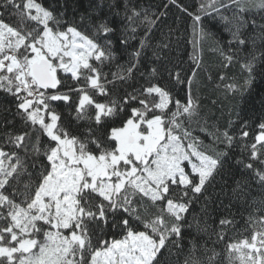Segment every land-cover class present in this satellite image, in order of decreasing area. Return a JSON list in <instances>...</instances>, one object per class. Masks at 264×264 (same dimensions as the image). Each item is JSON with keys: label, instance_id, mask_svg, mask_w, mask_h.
I'll return each mask as SVG.
<instances>
[{"label": "snow or ice", "instance_id": "6c2138e0", "mask_svg": "<svg viewBox=\"0 0 264 264\" xmlns=\"http://www.w3.org/2000/svg\"><path fill=\"white\" fill-rule=\"evenodd\" d=\"M169 2L192 19L193 29L204 31V17L218 16L229 31L235 47L221 53L225 65L242 60L243 75L232 83L220 77L225 97L243 98L264 82V24L225 16L228 0H165L164 11L139 0H95L87 16L72 20L53 3L0 0V264H166L185 214L210 199L208 189L230 165L264 187V113L254 121L230 114L224 129L212 133L213 144L223 147L211 154L181 125L199 106L190 91L178 98L175 90L190 89L196 73L178 60ZM105 8L121 19H110ZM251 8L264 11V0L245 10ZM125 53L127 62L117 63ZM111 65L120 71L109 79L103 69ZM137 76L142 83L134 82ZM117 81L132 91L120 88L123 95L113 98L108 86ZM89 88L109 102H97ZM57 102L72 120L87 121L84 133L71 130ZM133 126L139 139L125 135ZM233 148L241 156L233 157ZM247 184L233 179V194H244ZM145 199L160 207L147 222L137 208ZM233 223L221 218L217 238ZM226 248L239 253L240 264H264V231ZM209 251L206 264H215L218 254Z\"/></svg>", "mask_w": 264, "mask_h": 264}, {"label": "trees", "instance_id": "16d2710c", "mask_svg": "<svg viewBox=\"0 0 264 264\" xmlns=\"http://www.w3.org/2000/svg\"><path fill=\"white\" fill-rule=\"evenodd\" d=\"M42 2L55 4L57 10L66 12L68 20L78 19L81 14L87 16L96 7L95 0H42ZM180 2L192 5L199 4L200 0H180ZM228 2L229 8L222 9L225 16L231 19L234 14L242 15L244 19H255L257 24H264V19H261L264 11L257 8L245 10L246 6L254 0H228ZM139 3L145 7L152 6L153 11H164L160 5L165 3V0H139ZM167 11V23L179 30L178 60L183 62L185 69L192 68L196 73L191 88H177L175 95L183 98L190 91L191 95L197 98L199 113L188 118L187 121L181 118L180 123L191 132L192 136L203 142L202 148L206 154H211L214 147L217 149L223 147V145L213 144L212 133L216 130V126L221 131L224 129L230 114L232 119H236L234 113L240 112L242 116H247L254 121L261 113H264V82L258 80L251 93L243 98L239 96L232 98L231 93L225 97L224 84L220 77H227V83H232L233 78L240 80L243 75V61L238 60L225 65L221 49L227 53L230 47L234 49L235 45H230L231 35L225 29L223 22L218 16H206L203 22L204 31H201L199 28L193 29L192 19L181 13L170 2ZM189 11H192L191 7ZM104 14H108L113 20L121 19L111 16L107 8L104 9ZM5 20L15 23L12 17L5 16ZM233 26L235 27V23ZM246 30L252 32V25L248 24ZM131 50L130 48L129 52ZM127 60L128 55L125 53L117 63L123 65ZM92 63L96 62L92 61ZM103 71L109 73V79H111V73L120 70L115 65H111L105 66ZM101 82L104 83V81ZM134 82L142 83L143 81H140L137 76ZM108 87L113 98L123 95V92L118 91L120 88L128 92L132 91L128 84H121L119 81L116 82V88H112L111 85ZM87 90L94 95L97 102H109V97L96 95L90 88ZM134 106L139 107L138 104ZM57 108L63 114L65 122L71 123V130L76 135L84 133L88 126L87 121L77 123L72 120L61 102H57ZM86 111L92 113L95 110L86 106ZM250 142L251 138H249ZM41 145L43 146V140H41ZM243 155L246 157L247 154ZM232 156H241L239 148L232 149ZM254 166L259 167L257 163H254ZM242 178L248 181L244 194L234 195L232 192L233 179L241 180ZM207 195L210 199L205 201L201 198L198 202H194L189 212L185 214L182 234L178 238L180 242L171 248L170 255L165 254L166 264H206L207 256L212 254L209 250L213 249L218 254L215 264H240L239 253L229 252L226 245L243 239L250 240L255 232L264 231V226L261 224L264 220V187L247 170L238 165H230L224 178L218 177L216 184L208 189ZM137 208L145 222L154 219L160 213V207L153 206L147 199L137 205ZM221 218L234 222L230 226H225L223 240L218 239L216 235L221 230L219 224ZM165 219L171 222L167 215ZM140 227L142 229V225ZM115 238L119 239L121 236L116 235Z\"/></svg>", "mask_w": 264, "mask_h": 264}, {"label": "rangeland", "instance_id": "374dc122", "mask_svg": "<svg viewBox=\"0 0 264 264\" xmlns=\"http://www.w3.org/2000/svg\"><path fill=\"white\" fill-rule=\"evenodd\" d=\"M128 134H130L131 136H133L135 139H139V134L136 132L135 126H133L131 128V130H130L129 133H125V135H128ZM160 135H163V133H160ZM149 143H151V141H149ZM133 147L135 149H138L141 152H143V151L146 150L145 148H141L139 144L133 145ZM65 234H67V233H65Z\"/></svg>", "mask_w": 264, "mask_h": 264}]
</instances>
